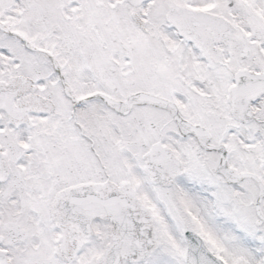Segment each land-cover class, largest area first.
<instances>
[{
  "label": "flooded vegetation",
  "instance_id": "flooded-vegetation-1",
  "mask_svg": "<svg viewBox=\"0 0 264 264\" xmlns=\"http://www.w3.org/2000/svg\"><path fill=\"white\" fill-rule=\"evenodd\" d=\"M204 1L213 5L211 11ZM107 2L113 4L115 19L106 17ZM190 2L155 0L143 45L131 29L120 27V9H129L130 16L133 9L123 0H98L85 12L65 11L71 0H0L1 103L9 109L13 100L21 118L14 122L8 109H0V146L7 153L11 146L18 148L19 140L36 147V161L51 165L52 194L67 185L109 178L117 184L127 181L139 196L148 197L157 216L160 206L176 209L175 187L155 186L143 168L144 154L160 143L184 155L201 176L218 154L202 151L194 137L183 136L168 110L152 102L125 103L131 96L145 92L149 100L174 102L193 123L212 121L205 124L212 143L215 131L225 127L257 131L260 137L264 131V98L252 104L254 117L247 123L233 118L231 103L235 74L264 67L261 10L254 12V0H197L198 11ZM152 17L168 21L170 28ZM94 19L98 27L92 28ZM6 28L56 61L63 58L61 72L74 94L77 83L91 89L86 96L103 93L122 102L121 110L110 109L100 99L74 107L64 96L52 61L25 49ZM164 34L172 44L165 42ZM106 80L115 86L111 91ZM177 222L183 223L184 217L177 214Z\"/></svg>",
  "mask_w": 264,
  "mask_h": 264
},
{
  "label": "rangeland",
  "instance_id": "rangeland-1",
  "mask_svg": "<svg viewBox=\"0 0 264 264\" xmlns=\"http://www.w3.org/2000/svg\"><path fill=\"white\" fill-rule=\"evenodd\" d=\"M224 140L225 143H227V137H224ZM232 156L230 162L233 166L239 171L244 170L247 163L246 159H249L250 156L238 151L236 146H234V153ZM20 166H22L21 163L15 164L13 167L14 171L18 172ZM258 172L260 173V171ZM5 187V185H0V192ZM11 193H13L11 196L5 195L4 197H0V221L4 220L6 223H13L18 230H20L21 227L23 229L26 227L27 230L24 239H26V237L27 239L26 242L11 247H5L3 244L0 247L8 251L11 264H28V259L33 260L37 258L53 262V259L45 256H48L54 249L55 244H53L52 241L59 233L58 230L49 223L48 225H39V219L36 220V217L31 216L30 208H27L25 213L21 214L19 192L15 191ZM185 197L190 205L195 203L194 198L196 199V196L193 194L187 192L184 195V198ZM235 208H237V206H235ZM30 219H35V222L32 223L28 221ZM198 223L200 227L207 230L208 233L206 232L207 234L205 233L204 235L210 243L209 245L229 264H262L261 242H259V245L258 242L252 240L253 235L257 238H261V234H255V231L248 230V235H238L234 233L233 239L229 240L219 236V230L215 229V226H220L223 223H204L201 219L198 220ZM233 226L234 224L229 223L227 228L231 229ZM169 230H171V227H169ZM40 232L44 234H40ZM235 232L237 231L235 230ZM170 237L171 243L167 244V247L162 245L159 251L138 264H184L185 243L181 231L177 229L176 231L172 230ZM85 261L86 259H79L75 263L66 264H82Z\"/></svg>",
  "mask_w": 264,
  "mask_h": 264
},
{
  "label": "water",
  "instance_id": "water-1",
  "mask_svg": "<svg viewBox=\"0 0 264 264\" xmlns=\"http://www.w3.org/2000/svg\"><path fill=\"white\" fill-rule=\"evenodd\" d=\"M140 0H136L135 3L139 2ZM222 155H221V165H220V168L217 169V171L221 172L225 178L228 180V181H238L240 180L241 178H243L244 176H236L234 175L231 171L227 170L225 168V157H224V152L222 150H220ZM250 177H252L253 179H255V181L258 183L259 187H260V190H261V194H260V198L257 202V211H258V215L259 217L261 218V213L259 211V202L261 200V198L264 196V187L262 186L261 182L258 180V178L254 175H249ZM7 177V174L5 173L4 171V168H3V165L0 161V180H4L5 178ZM96 202L98 203H101V204H105L106 202H108L109 200L107 201H102L101 199H96L95 200ZM93 210V214L92 216H95V215H107L106 212H104L103 210H98V209H91V211ZM113 214V213H112ZM115 217H113L115 220L119 218H126L127 220L129 219L130 221V218L129 216H127V214L123 213V212H120V211H117L116 214H113ZM119 226L121 227V230L123 232V234L125 235L126 238L130 239V238H133L132 234H131V230H127L126 228H123L121 226L120 223H118ZM185 233V237H186V240L187 242L189 243V246H190V258L194 257L195 258V263L196 264H211L208 260V257H207V253H206V250L204 248V246L202 245V242L200 241L199 237L196 236V234L193 232V231H189V232H186L184 231ZM190 233V234H189ZM139 243V242H138ZM138 243H134V245H138ZM123 244V242H122ZM140 244V243H139ZM122 246L123 245H120V246H117L115 247L113 250L114 251H120V250H124L122 249ZM144 252L145 251H140V255H144ZM204 252V254L202 253ZM0 256H2V262L3 264H6V259L4 257V254L2 252H0ZM137 254L136 253H128V254H123L122 256H117V257H111L109 260L107 259L106 261V264H121V261L123 259H130V258H134L136 257ZM187 261L189 264H192L191 260H188L187 258Z\"/></svg>",
  "mask_w": 264,
  "mask_h": 264
}]
</instances>
